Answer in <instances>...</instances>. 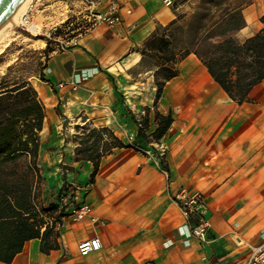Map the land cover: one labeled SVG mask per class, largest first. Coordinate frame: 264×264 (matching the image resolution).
I'll return each instance as SVG.
<instances>
[{
	"label": "crops",
	"instance_id": "1",
	"mask_svg": "<svg viewBox=\"0 0 264 264\" xmlns=\"http://www.w3.org/2000/svg\"><path fill=\"white\" fill-rule=\"evenodd\" d=\"M92 1L104 12L112 0ZM114 1L119 23L98 24L68 50L48 53L44 80H28L44 108L36 134L42 178L32 185L36 208L46 199L58 202L52 194L62 184L59 179L54 185L50 180L45 191L46 174L58 177L59 167L46 168L48 156L61 158L67 153L71 172L63 179L78 184L65 204L66 215L55 225L56 241L30 239L8 264H244L250 247L260 244L264 228V81L252 92L251 102L238 104L190 54L178 63V75L165 83L154 105L155 94L141 98L139 88L123 74L128 77L141 59L143 42L157 26L172 21L180 5L166 6L164 0ZM79 4L86 9L84 2ZM252 5L246 14L242 11L245 27L235 33L240 40L260 29L245 32L257 14L264 15V0ZM106 72L115 77L114 84ZM69 82L77 88L71 90ZM60 83L67 85L59 88ZM123 108L131 112L122 115ZM140 110L146 112L144 134L149 140L157 127L155 111L171 113L167 132L154 140L162 151L115 148L100 159L91 177L93 164L76 160L79 144L63 143L68 137L80 141L71 131L77 133L83 125L107 128L123 143L129 137L138 140ZM182 190L186 196L195 192L203 196L210 225L205 242L189 234L174 201ZM80 203L92 211L76 220L70 209ZM94 236L101 248L81 256L78 244ZM46 241H54L56 247L46 248Z\"/></svg>",
	"mask_w": 264,
	"mask_h": 264
},
{
	"label": "trees",
	"instance_id": "2",
	"mask_svg": "<svg viewBox=\"0 0 264 264\" xmlns=\"http://www.w3.org/2000/svg\"><path fill=\"white\" fill-rule=\"evenodd\" d=\"M250 3V0H199L188 17L179 15L167 25L156 27L139 48L142 60L149 59L156 67L154 105L165 83L178 75V63L190 54L196 56L232 101L251 102L252 92L264 81V15L259 19L262 27L255 34L244 40L235 36L245 27L242 11ZM39 79L44 80L42 70ZM43 117L44 108L28 80L0 84V262L3 263H10L30 239L55 240L59 235L55 225L66 215L62 200L66 196L72 198L70 188L63 182L52 194L57 203L46 199L44 206L36 208L32 185L42 180L36 161V134ZM154 120L157 127L152 136L159 139L170 127L172 116L170 112L163 115L155 111ZM136 123V137L145 138L147 122ZM89 127L81 128L89 129L96 140L79 143L75 157L93 164L91 177L100 159L113 149H141L125 145L107 128ZM99 143V151L94 152L93 147ZM46 242V248L56 247L54 241Z\"/></svg>",
	"mask_w": 264,
	"mask_h": 264
},
{
	"label": "rangeland",
	"instance_id": "3",
	"mask_svg": "<svg viewBox=\"0 0 264 264\" xmlns=\"http://www.w3.org/2000/svg\"><path fill=\"white\" fill-rule=\"evenodd\" d=\"M79 1L80 0L34 1L33 8L27 13V26L15 27L10 33V37L6 43V46H4L0 52V84L4 82L12 84L15 82H20L21 80H29L32 78L39 79V73L46 65L48 53H51L52 51L64 52L68 50L78 38L89 33L96 25L100 24L98 23V19L95 16L88 14L86 9H84L85 7L79 4ZM250 1L251 3L243 10L244 14L253 8L252 4H254V0ZM182 3L181 0H176L175 2H172V5H170L171 7H175L177 4L180 5V8H178V10L175 12V17L179 15H186V17H188L196 5H198L199 0H185ZM109 4L107 5L106 11L109 7ZM106 11L102 12L95 6L92 14H103ZM259 19L260 17L257 14V16L253 18L252 22H249L248 29L245 30V32L250 33L256 31L258 28H261L262 24L260 23ZM31 25L37 26L38 29L35 31L30 30L29 27ZM22 35L36 38L38 39V42L36 44L22 45L16 41V38ZM45 39L48 40V43ZM240 39L241 38L238 40ZM46 48L48 49L47 53H45ZM155 69V65L149 59L142 60L141 56L140 61L134 67L129 69L128 77L123 74V78L129 83H132V85L135 87L139 88V93L137 95H139L141 98L145 96L148 97L150 92L156 94L157 88L155 86L154 77ZM106 75L107 78L114 84L115 77L109 75L107 72ZM120 82L122 83V81ZM127 108H123L124 113H122V115H128L129 112H131ZM136 115L138 116V121L143 122L146 112L140 110ZM89 128L98 129L100 127ZM71 132L74 136L79 137L80 141L77 140L78 138L75 139L74 137H68L64 139V145H66V143H93L96 140L95 134H93L94 136L91 135L92 133L89 131V129L79 130L78 128L76 129L77 133H74V130ZM155 139V137H152L150 140L141 137L140 139L135 140L129 137L128 139L124 140V143L136 145L140 148L146 147L147 149L152 148L153 150L159 149L162 151L163 148L156 144L154 141ZM149 141L152 144L148 147L146 145ZM100 144L101 143H99L98 146L93 147L94 152L99 151ZM71 146H68V148H71ZM60 154H62V152H58V155ZM64 154L61 156V158L60 156H55L53 158L48 156V161L45 163L46 168L51 171V168L53 169L56 167L55 169H57L58 164L59 167L57 170H55V172H58V177L56 176V173L55 176L52 173H50V175L46 174V178L49 180L45 182V191L47 190L46 186H50L51 184L50 180L53 181L51 185H54L57 183V179H59L62 183L64 182L66 188H71L72 191H75L74 187L78 183L70 184L71 181L66 182L63 179L66 174L71 172V168L69 167L70 163H68L66 160L67 158H64L66 157ZM58 160L60 161L58 162ZM78 181H81L80 176L78 177ZM61 185L62 184H60V186ZM71 189L69 190V193Z\"/></svg>",
	"mask_w": 264,
	"mask_h": 264
},
{
	"label": "built area",
	"instance_id": "4",
	"mask_svg": "<svg viewBox=\"0 0 264 264\" xmlns=\"http://www.w3.org/2000/svg\"><path fill=\"white\" fill-rule=\"evenodd\" d=\"M81 1L85 3L86 11L88 12V14L91 16H95L98 19V23L111 26L120 22V17L118 14L119 6L116 1L112 0L107 11L103 14L98 15L92 14L95 8L94 1ZM164 4L166 6H170L172 5V2L170 0H164ZM68 84L71 90H75L77 88V84H75L74 82H69ZM66 85L67 84L65 83H60L58 87L63 88ZM130 138L132 139V137ZM71 194L70 195L73 197V193ZM70 199H72L70 198V196H66L62 200V203L64 202L63 205L67 204ZM174 201L178 204L182 215L186 220L189 234L197 238L200 242H205L206 234L210 225L207 219V208L203 196L199 192H195L190 196H186L184 191L182 190L174 196ZM91 211L92 208L86 203L74 205L70 209L71 214L76 220H81L85 217L90 216ZM57 226H59V224H57ZM259 237L260 244L250 247L249 256L244 264H264V228L260 230ZM100 248L101 243L97 236L85 239L78 244V252L81 256H86L94 251H98Z\"/></svg>",
	"mask_w": 264,
	"mask_h": 264
},
{
	"label": "bare ground",
	"instance_id": "5",
	"mask_svg": "<svg viewBox=\"0 0 264 264\" xmlns=\"http://www.w3.org/2000/svg\"><path fill=\"white\" fill-rule=\"evenodd\" d=\"M35 0H23L21 4L17 7L14 13L9 17L7 22L0 27V52L10 37V33L13 31L15 27L24 26L26 27L28 24L27 13L33 8V3ZM30 30L35 31L38 29L37 26L31 25L29 27ZM16 41L22 45H30L36 44L38 39L28 37L25 35L18 36Z\"/></svg>",
	"mask_w": 264,
	"mask_h": 264
},
{
	"label": "water",
	"instance_id": "6",
	"mask_svg": "<svg viewBox=\"0 0 264 264\" xmlns=\"http://www.w3.org/2000/svg\"><path fill=\"white\" fill-rule=\"evenodd\" d=\"M22 1L23 0H0V27L7 22Z\"/></svg>",
	"mask_w": 264,
	"mask_h": 264
}]
</instances>
